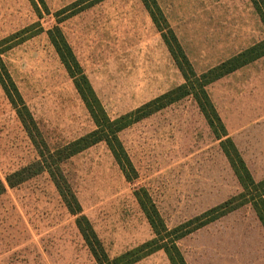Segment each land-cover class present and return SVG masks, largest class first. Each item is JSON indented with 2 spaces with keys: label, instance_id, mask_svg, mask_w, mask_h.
I'll return each mask as SVG.
<instances>
[{
  "label": "rangeland",
  "instance_id": "1",
  "mask_svg": "<svg viewBox=\"0 0 264 264\" xmlns=\"http://www.w3.org/2000/svg\"><path fill=\"white\" fill-rule=\"evenodd\" d=\"M33 1L40 17L31 0H0V40L35 24L43 30L6 52L2 61L50 151L94 130L48 41L46 32L53 27L60 28L112 120L183 84L139 0H104L92 6L80 0ZM156 2L198 75L264 39L249 0ZM206 92L254 181L264 180V57L208 85ZM118 138L136 173L132 182L125 180L103 143L61 165L109 259L154 238L134 190L148 192L168 230L241 193L221 141L191 97L133 124ZM37 160L0 88V182ZM5 186L0 196V264H95L47 173ZM258 222L246 205L177 246L185 261L196 264H246L236 258L242 243L261 232ZM135 264L169 262L158 251Z\"/></svg>",
  "mask_w": 264,
  "mask_h": 264
},
{
  "label": "trees",
  "instance_id": "2",
  "mask_svg": "<svg viewBox=\"0 0 264 264\" xmlns=\"http://www.w3.org/2000/svg\"><path fill=\"white\" fill-rule=\"evenodd\" d=\"M31 1L38 17H40L41 14L37 5L33 0ZM87 1H89L87 6H92L104 0H80V2ZM139 1L160 34L162 42L183 79V84L142 105L135 111L112 120L106 114L60 28L58 26L53 27L46 32L48 41L53 47L60 63L72 79L73 86L94 125V130L89 134L54 151H50L42 140L30 112L2 61V56L6 52L41 34L43 30L40 25L35 24L0 40V88L38 155L36 162L9 175L5 179V184L0 182V196L5 192V185L13 188L31 177L45 172L53 183L66 210L71 216L75 217V226L93 257L95 264H135L158 251H162L165 254L169 264H187L177 243L184 237L246 205L252 208L264 230V180L260 182L254 181L234 143L227 137L224 125L206 92L208 85L263 58L264 39L239 52L225 62L198 75L193 70L177 38L168 28L156 0ZM249 1L264 28V0ZM82 10L80 8L76 9V11H69V13L65 11L67 13L66 17L58 19L57 23H61L63 20ZM186 97H191L194 100L212 134L218 141H221L222 152L241 188V193L179 225L173 230H168L148 192L145 189L134 190L133 197L144 215L154 238L116 258L109 259L90 222L82 215L80 205L63 175L61 165L89 148L103 143L125 180L132 182L136 178V173L119 141V133Z\"/></svg>",
  "mask_w": 264,
  "mask_h": 264
},
{
  "label": "crops",
  "instance_id": "3",
  "mask_svg": "<svg viewBox=\"0 0 264 264\" xmlns=\"http://www.w3.org/2000/svg\"><path fill=\"white\" fill-rule=\"evenodd\" d=\"M260 228L261 232L257 233V237H248L247 239H250V241H245L244 243H242V248H240L241 251L238 252L236 261H247L246 264H264V230L261 225ZM222 261L229 260L225 259ZM185 262L187 264H196L193 261Z\"/></svg>",
  "mask_w": 264,
  "mask_h": 264
}]
</instances>
